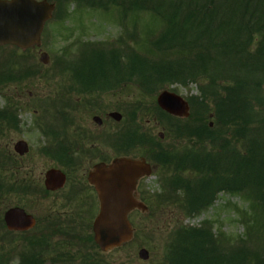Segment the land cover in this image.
Instances as JSON below:
<instances>
[{
    "label": "trees",
    "instance_id": "16d2710c",
    "mask_svg": "<svg viewBox=\"0 0 264 264\" xmlns=\"http://www.w3.org/2000/svg\"><path fill=\"white\" fill-rule=\"evenodd\" d=\"M46 1L56 6L54 18L63 5L74 4L77 10L116 8L120 20L149 15L160 25L145 44L127 47L124 57L85 43L78 48L81 57L64 62V69L80 74L89 64L107 71L124 63L119 81L134 82L151 99L173 85L196 86L197 95L188 99L190 117L166 116L161 126L190 146L172 152L157 146L164 195L148 197V213L179 202L184 214L195 215L221 192L247 203L248 211L234 209L244 215L245 234L216 236L209 224H179L159 264H264V0ZM150 110L159 112L154 102ZM81 261L105 264L89 256Z\"/></svg>",
    "mask_w": 264,
    "mask_h": 264
},
{
    "label": "flooded vegetation",
    "instance_id": "af4514ba",
    "mask_svg": "<svg viewBox=\"0 0 264 264\" xmlns=\"http://www.w3.org/2000/svg\"><path fill=\"white\" fill-rule=\"evenodd\" d=\"M82 88L87 89L82 95L87 108L95 112L91 120L100 118L99 124L92 120L99 128L104 123L102 118L108 121L107 114L96 112L103 104L100 97L105 94L104 87L97 83L86 84ZM21 93L17 94L20 98ZM28 95L32 97L31 93ZM6 102V106L0 107V139L12 135L15 139L5 143L4 149L0 148L1 201L11 200L0 214V264H52L53 260L42 258L41 252L69 250L68 246L72 244L84 248L89 243L91 225L99 211L98 196L88 182L90 171L100 164L109 166L114 159L122 157L138 161L152 151L142 148L137 128L138 111L125 115L121 126L110 132L87 133L76 128L71 131L75 122L69 120L70 126L61 133L60 112L55 102L51 106H41L43 115L35 118L31 128L23 127L21 121V111H29L30 108L16 101L14 104L12 99ZM111 135L119 140L112 142ZM17 143L21 146L16 148ZM35 168L40 171L37 175ZM49 172H55L56 180L52 186H57L58 179H61L57 173L65 177L63 186L56 191L45 187ZM144 181L145 178H138L132 193L139 202L147 196L146 186L142 184ZM26 197L31 199L29 204H18L17 201ZM15 207L32 218L24 220L12 231L7 228L3 217L7 209ZM137 212L135 209L131 214ZM77 240L82 245L76 243Z\"/></svg>",
    "mask_w": 264,
    "mask_h": 264
},
{
    "label": "rangeland",
    "instance_id": "374dc122",
    "mask_svg": "<svg viewBox=\"0 0 264 264\" xmlns=\"http://www.w3.org/2000/svg\"><path fill=\"white\" fill-rule=\"evenodd\" d=\"M61 9L62 10L59 11L61 13L59 17L51 21V23H48L49 25L44 29L40 51L30 50V53L24 55L17 52L15 57L18 60L25 61L30 58L29 61L34 59L38 65H41L38 56L41 51H43L50 57L48 66H46V69L43 68L45 71L53 73L58 61L63 59V56L68 57V55L74 56L78 54V48L84 46L85 43L94 45L100 44L104 47L111 44L116 46L118 50H121L124 49V45L117 44L116 41L118 39H122L123 43L134 47L135 42L145 44L144 41L153 35L151 31H148L149 27L151 30H155V28L159 30L160 28L159 24L153 23L155 21L153 18L149 15L145 16L144 14H139L134 18L128 17L124 20L125 22L121 21L118 16L119 10L116 8L108 12L84 9L77 10L75 5L72 4L63 5ZM75 43H77L76 46H74ZM119 71L122 74L126 73L127 67L124 63L121 65L119 64L115 69L108 68L107 71H104L97 64H89L78 76H84L85 80L89 83H98L101 87H110L107 93L100 97L101 104H103L101 109L99 108L96 111L97 113L104 112L107 115L111 112L121 113L122 118L124 117L125 119L124 113H126V115H131L133 112L137 111L135 109L131 111L132 108L129 107L142 101L141 107L145 110L138 116L139 122L141 126L146 129L145 132H149L153 134V136H156L160 131V129L155 127L158 119L154 117V114H152L150 110L152 109L154 97L151 99L143 96L138 86L132 81L125 83L119 81L120 77L123 76ZM66 74L72 76L70 73H65L64 75ZM64 75L58 76L60 80L55 83L49 82L43 78H31L32 76L29 77L28 80L21 81V84L15 82L7 83L6 88H0V107L6 106V101H11L12 99L14 104L18 102L30 108L29 111H21V121L24 123L23 127L31 128L35 118H39L43 115L41 106H43L45 101H55V104H58L57 107L65 101L64 99H60L67 95L65 93V85L67 84L65 81L76 83L75 85L78 84L77 79L73 80ZM118 82L119 84L114 86ZM64 83L66 84L64 85ZM69 84L75 87L73 84ZM15 85L17 86L15 87ZM77 88L82 90L79 84ZM77 88H75L76 90L74 89L75 93L78 91ZM163 90L175 91L183 98L188 95H195V91H197L194 84L184 89L177 85H173ZM21 91L20 98L17 94ZM29 93L32 94L31 98L28 95ZM72 95L74 94L69 95L70 97H66L71 98ZM76 97L78 98L77 95L72 96L74 100H76ZM96 98H98V96ZM24 99L25 101H23ZM78 101H80V99ZM48 105L51 106V104ZM125 108H128L131 112H127ZM33 110L37 113H34ZM89 110L90 109L86 108L83 102H81L76 107L75 111L69 113L73 123L75 122V126L71 131L76 128L87 133L93 131L95 133L100 132L101 134L117 129L123 123L122 121L120 123H115L111 119L107 121L105 118H102L104 123L98 128L91 120L95 112H90ZM1 139H3V142L0 143V148L4 149L3 145L5 143H10V140L15 139V137L13 135L8 138L3 136ZM187 141V139H177L175 142L170 139H165L164 144L168 146L173 145L172 149L183 150L185 147L190 146H186L189 143ZM192 145H194L193 142ZM35 171V175L40 173L36 168ZM142 184L146 186L147 191L150 192L149 194L161 193L162 191L158 177L156 174L154 175V173H152L151 177L146 178ZM5 200L6 201L2 203L0 202V204H4L0 206V214L11 202L10 199ZM15 201L16 199H14V202ZM30 201L31 199L26 197L17 202L23 205L29 204ZM246 206L247 203L245 201L235 196H229L225 192L216 194L211 206L201 211V213L190 217L183 213L179 202L178 204H169L164 210H157L152 216L147 213L145 216L137 218L133 232L134 242L126 245V247L101 254L96 247H93V245L89 243H87L84 248L81 246L77 248L72 244L68 246L69 250L41 252V255L42 258H46V260H53L52 264H63L62 260H70L72 264H80L81 259L83 257L87 258L88 256L92 258L95 257L105 264H159L165 250L166 241L164 240L171 234L170 231L174 222L178 221L182 225L198 228L201 227L202 224H209L212 226L214 235L234 237L246 233V226L239 221V215H244L239 214V212L234 211V209L236 207L240 212L244 210L248 211ZM262 222L264 223V218ZM76 243L82 245L78 240ZM140 249H145L148 252L147 262L138 259L137 253Z\"/></svg>",
    "mask_w": 264,
    "mask_h": 264
},
{
    "label": "water",
    "instance_id": "95a60500",
    "mask_svg": "<svg viewBox=\"0 0 264 264\" xmlns=\"http://www.w3.org/2000/svg\"><path fill=\"white\" fill-rule=\"evenodd\" d=\"M53 9L54 6L45 1L0 0V46L9 44L23 50L32 46L39 47L40 33L44 23L51 19ZM40 57L41 63H48L46 54H41ZM157 105L162 111L174 117L188 115L186 102L166 91L158 95ZM110 116L120 121L117 114ZM94 120L99 124V120ZM18 146H21L20 143L16 148ZM150 173V168L145 162L122 159L115 160L108 168L103 165L97 166L90 174L89 181L95 186L100 203V212L92 225L93 240L100 251L115 249L130 240L132 230L127 221V214L135 208L146 210L132 198L134 182L139 176ZM54 175V172H49L50 182L54 183L56 180ZM59 181L60 178L58 185ZM22 218L27 219L22 211L15 209L5 214L4 221L9 229H16V226L23 222ZM138 257L147 261L148 252L142 249L138 252Z\"/></svg>",
    "mask_w": 264,
    "mask_h": 264
}]
</instances>
